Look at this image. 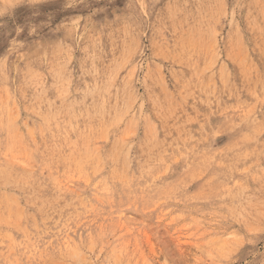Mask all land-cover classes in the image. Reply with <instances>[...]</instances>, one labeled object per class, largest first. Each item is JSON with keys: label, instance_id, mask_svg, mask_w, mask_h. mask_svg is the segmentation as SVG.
Listing matches in <instances>:
<instances>
[{"label": "rangeland", "instance_id": "rangeland-1", "mask_svg": "<svg viewBox=\"0 0 264 264\" xmlns=\"http://www.w3.org/2000/svg\"><path fill=\"white\" fill-rule=\"evenodd\" d=\"M0 264H264V0H0Z\"/></svg>", "mask_w": 264, "mask_h": 264}, {"label": "bare ground", "instance_id": "bare-ground-1", "mask_svg": "<svg viewBox=\"0 0 264 264\" xmlns=\"http://www.w3.org/2000/svg\"><path fill=\"white\" fill-rule=\"evenodd\" d=\"M161 175V174H160Z\"/></svg>", "mask_w": 264, "mask_h": 264}]
</instances>
